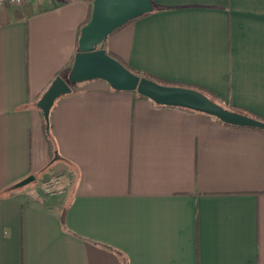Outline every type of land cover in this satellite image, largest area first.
I'll return each mask as SVG.
<instances>
[{
	"label": "crops",
	"instance_id": "crops-1",
	"mask_svg": "<svg viewBox=\"0 0 264 264\" xmlns=\"http://www.w3.org/2000/svg\"><path fill=\"white\" fill-rule=\"evenodd\" d=\"M102 48L264 121V0H151ZM92 0L0 6V264H264V130L66 78ZM65 173L45 194L40 182ZM33 175L32 185L16 186Z\"/></svg>",
	"mask_w": 264,
	"mask_h": 264
},
{
	"label": "water",
	"instance_id": "water-1",
	"mask_svg": "<svg viewBox=\"0 0 264 264\" xmlns=\"http://www.w3.org/2000/svg\"><path fill=\"white\" fill-rule=\"evenodd\" d=\"M151 0H92L91 14L79 31L78 51L66 78L58 75L42 93L37 107L47 125L55 101L72 91V84L101 79L115 90L135 91L156 104L189 109L213 116L223 123L264 130V121L245 113L228 109L200 90L160 83L128 69L99 45L108 35L129 21L152 11ZM29 175L16 186L34 180Z\"/></svg>",
	"mask_w": 264,
	"mask_h": 264
},
{
	"label": "built area",
	"instance_id": "built-area-1",
	"mask_svg": "<svg viewBox=\"0 0 264 264\" xmlns=\"http://www.w3.org/2000/svg\"><path fill=\"white\" fill-rule=\"evenodd\" d=\"M29 0H0V6L4 4L21 5ZM68 177L65 173H56L40 182V189L45 194H53L60 191L67 183Z\"/></svg>",
	"mask_w": 264,
	"mask_h": 264
},
{
	"label": "trees",
	"instance_id": "trees-1",
	"mask_svg": "<svg viewBox=\"0 0 264 264\" xmlns=\"http://www.w3.org/2000/svg\"><path fill=\"white\" fill-rule=\"evenodd\" d=\"M132 21V20H131ZM130 22V21H129ZM119 29V28H118ZM102 45H103V42L99 45V47H102ZM108 53V52H107ZM108 54H110V53H108ZM110 55H112V54H110ZM112 56H114V55H112ZM115 57V56H114ZM115 58H117V57H115ZM118 59V58H117ZM119 60V59H118ZM121 63H123L121 60H119ZM124 64V63H123ZM125 65V64H124ZM126 66V65H125ZM127 67V66H126ZM128 68V67H127ZM129 69V68H128ZM144 76H146V75H144ZM146 77H148V78H151V79H154V78H152V77H150V76H146ZM154 80H156V79H154ZM158 81V80H157ZM158 82H160V83H164V84H168V83H165V82H162V81H158ZM72 87L74 86V84H72L71 85ZM206 94V93H205ZM139 95V94H138ZM139 96H141V95H139ZM141 97H144V96H141ZM210 97V96H209ZM211 99H213L212 97H210ZM214 100V99H213ZM156 104V103H155ZM157 106H165V105H159V104H156ZM181 109H184V110H187V111H191V110H189V109H185V108H181ZM228 109H231V110H235V111H239V112H242V113H245V114H247V115H250V116H252V117H255V118H257V119H260V118H258V117H256V116H254V115H251V114H249V113H247V112H245V111H243V110H241V109H238V108H235V107H229ZM192 112H194V111H192ZM198 114H201V115H204V116H210V115H207V114H203V113H199V112H197ZM217 119V118H216ZM218 120V119H217ZM225 125H229V124H226V123H224ZM229 126H232V125H229ZM238 127V126H237ZM44 129H45V135H46V137H47V140L48 141H51V138H52V124H51V119H50V117H49V124L47 125V123L45 122L44 123Z\"/></svg>",
	"mask_w": 264,
	"mask_h": 264
},
{
	"label": "rangeland",
	"instance_id": "rangeland-1",
	"mask_svg": "<svg viewBox=\"0 0 264 264\" xmlns=\"http://www.w3.org/2000/svg\"><path fill=\"white\" fill-rule=\"evenodd\" d=\"M36 181H37V179H36L35 181H32V182L26 184V185H28V186H29V185H32V184H34Z\"/></svg>",
	"mask_w": 264,
	"mask_h": 264
}]
</instances>
